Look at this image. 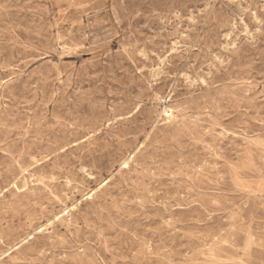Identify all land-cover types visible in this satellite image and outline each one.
<instances>
[{
	"label": "rangeland",
	"instance_id": "rangeland-1",
	"mask_svg": "<svg viewBox=\"0 0 264 264\" xmlns=\"http://www.w3.org/2000/svg\"><path fill=\"white\" fill-rule=\"evenodd\" d=\"M81 1L0 0V264H264V0Z\"/></svg>",
	"mask_w": 264,
	"mask_h": 264
},
{
	"label": "bare ground",
	"instance_id": "bare-ground-1",
	"mask_svg": "<svg viewBox=\"0 0 264 264\" xmlns=\"http://www.w3.org/2000/svg\"><path fill=\"white\" fill-rule=\"evenodd\" d=\"M72 1V0H71ZM76 1V0H75ZM78 1V0H77ZM85 0H83V2H84ZM227 1V0H226ZM251 1V0H250ZM253 1V0H252ZM66 2H68V1H66ZM79 2H80V0H79ZM82 2V1H81ZM82 2V3H83ZM208 2V1H207ZM244 2V1H243ZM49 3V2H48ZM61 3V2H60ZM70 3V2H69ZM219 3V2H218ZM251 3V2H250ZM263 3V2H262ZM78 4V3H77ZM81 4V3H80ZM113 4V3H112ZM223 4V3H222ZM230 4V3H229ZM257 4V3H256ZM116 5H118V4H116ZM212 5V4H211ZM246 5V4H245ZM251 5V4H250ZM254 5V4H253ZM263 5H264V3H263ZM262 5V6H263ZM50 6V5H49ZM57 6V5H56ZM68 6H70L69 4H68ZM72 6V5H71ZM237 6H239V5H237ZM252 6V5H251ZM51 7V6H50ZM205 7V6H204ZM224 7V6H223ZM235 7V6H234ZM61 8V7H60ZM68 8V7H67ZM206 8V7H205ZM213 8V7H212ZM238 8V7H237ZM240 8V7H239ZM239 8H238V10H239ZM114 9V8H113ZM116 9V8H115ZM252 9V8H251ZM101 10V9H100ZM167 10V9H166ZM261 10V9H260ZM76 11H78V10H76ZM114 11V10H113ZM205 11V10H204ZM213 11V10H212ZM211 11V12H212ZM251 11V10H250ZM253 11V10H252ZM116 12H118L117 10H116ZM168 12V11H167ZM220 12V11H219ZM223 12V11H222ZM226 12V11H225ZM242 12H244V11H242ZM254 12V11H253ZM252 12V13H253ZM227 13V12H226ZM164 14V13H163ZM212 14V13H211ZM233 14V13H232ZM239 14V13H238ZM254 14V13H253ZM258 14V13H257ZM72 15V14H71ZM165 15V14H164ZM168 15V14H167ZM226 15V14H225ZM260 15V14H259ZM70 16V15H69ZM211 16V15H210ZM102 17V16H101ZM243 17V16H242ZM251 17V16H250ZM256 17H258V15L256 16ZM263 17H264V15H263ZM66 18V17H65ZM231 18V17H230ZM237 18V17H236ZM246 18H247V16H246ZM112 19V18H111ZM117 19V18H116ZM232 19V18H231ZM231 19H230V21H231ZM239 19V18H238ZM115 20V19H114ZM204 20H205V18H204ZM221 20V19H220ZM233 20V19H232ZM242 20V19H241ZM251 20L253 21V19L251 18ZM255 20V19H254ZM261 20V19H260ZM263 20V19H262ZM107 21H108V19H107ZM113 21V20H112ZM207 21H208V19H207ZM228 21V20H227ZM234 21V20H233ZM204 22V21H203ZM206 22V21H205ZM210 22V21H209ZM208 22V23H209ZM223 22H224V20H223ZM232 22V21H231ZM257 22V21H256ZM259 22V21H258ZM261 22V21H260ZM207 23V22H206ZM228 23V22H227ZM224 24V23H223ZM229 24V23H228ZM233 24V23H232ZM256 24V23H255ZM225 25V24H224ZM227 25V24H226ZM233 26V25H232ZM205 27H207V26H205ZM221 27V26H220ZM224 27V26H223ZM261 30V29H260ZM199 32V31H198ZM262 32V31H261ZM62 33V32H61ZM55 35H56V33H54ZM201 35H203V33H201ZM16 36V35H15ZM56 37V36H55ZM17 38V37H16ZM55 39V38H54ZM195 39V38H194ZM205 39V38H204ZM59 40V39H58ZM173 40V39H172ZM193 41V40H192ZM205 41H206V39H205ZM196 42H197V40H196ZM203 43V42H202ZM209 43H210V41H209ZM174 44V43H173ZM198 44V43H197ZM221 44V43H220ZM176 45V44H175ZM175 45H173V46H175ZM209 45V44H208ZM61 46V45H60ZM172 46V47H173ZM196 46V45H195ZM221 46V45H220ZM176 47V46H175ZM62 48H64V47H62ZM204 48H205V45H204ZM174 49V48H173ZM176 49V48H175ZM211 49V48H210ZM241 49V48H240ZM239 49V50H240ZM209 50V49H208ZM243 50V49H242ZM200 52H201V50H199ZM210 51V50H209ZM245 51V50H244ZM240 52V51H239ZM70 53V52H69ZM242 53V52H241ZM239 56H241V55H239ZM245 59V58H244ZM238 60V59H237ZM241 60V59H240ZM49 62V61H48ZM239 63V62H238ZM236 64V63H235ZM241 64V63H240ZM239 64V65H240ZM56 71V70H55ZM58 73V72H57ZM59 74V73H58ZM226 75H228L227 73H226ZM225 75V76H226ZM230 75H231V73H230ZM245 76V75H244ZM199 77H201V76H199ZM227 78H228V76H226ZM236 77V76H235ZM238 77V76H237ZM241 77V76H240ZM247 77V76H246ZM188 78V77H187ZM233 79V78H232ZM238 79V78H237ZM204 80V79H203ZM228 80V79H227ZM231 80V79H230ZM246 80V79H245ZM149 81V80H148ZM201 81V80H200ZM57 82V81H56ZM232 82H234V81H232ZM231 82V83H232ZM239 83H240V81H238ZM237 82V83H238ZM153 83V82H152ZM194 83V82H193ZM230 84V83H229ZM233 84H235V83H233ZM144 85V84H143ZM244 85V84H243ZM143 87V86H142ZM219 88H221L220 86H219ZM224 88H225V86H224ZM227 88V87H226ZM146 89V88H145ZM148 90V89H147ZM162 90V89H161ZM227 90V89H226ZM149 91V90H148ZM208 91V90H207ZM212 91H214V90H212ZM224 91V90H223ZM231 91V90H230ZM238 91V90H237ZM144 92V91H143ZM216 92V91H215ZM163 93V92H162ZM207 93V92H206ZM168 94H169V92H168ZM168 94H167V96H168ZM209 94V93H208ZM203 95V94H202ZM206 95V94H205ZM170 96V95H169ZM187 96V95H186ZM198 96H199V94H198ZM166 97V96H165ZM194 97H196L195 95H194ZM36 98V97H35ZM154 99H155V97H153ZM197 98V97H196ZM204 98V97H203ZM166 99V98H165ZM157 100V99H156ZM180 100V99H179ZM192 100H194V99H192ZM199 100V99H198ZM183 101H184V99H183ZM197 101V100H196ZM143 102V101H142ZM149 102V101H148ZM156 102V101H155ZM160 102H162V101H159V103ZM177 102H178V100H177ZM201 102V101H200ZM170 103V102H169ZM180 103V102H179ZM197 103V102H196ZM210 103V102H209ZM139 104H140V102H139ZM166 104V103H165ZM182 104V103H181ZM38 105V104H37ZM137 105V104H136ZM159 105V104H158ZM196 105V104H195ZM194 105V106H195ZM199 105V104H198ZM203 105V104H202ZM155 106V105H154ZM167 106V105H166ZM28 107V106H27ZM175 107V106H174ZM189 107V106H188ZM203 107H205V105L203 106ZM99 108V107H98ZM159 108V107H158ZM184 108V107H183ZM214 108H216V107H214ZM167 109V108H166ZM185 109H188V108H185ZM208 109H210L209 107H208ZM41 110V109H40ZM101 110V109H100ZM140 110V109H139ZM150 110V109H149ZM193 111H194V109H192ZM92 111H94V110H92ZM155 111V110H154ZM160 111V110H159ZM164 111V113L166 114V115H168V116H170L171 115V110L169 109V110H163ZM162 111V112H163ZM206 111V110H205ZM212 111V110H211ZM35 112V111H34ZM142 112L143 111H141V114H142ZM145 112V111H144ZM173 112V111H172ZM182 112V111H181ZM207 112V111H206ZM218 112V111H217ZM27 113H29V112H27ZM148 113V112H147ZM153 113V112H152ZM190 113V112H189ZM204 113V112H203ZM146 114V113H145ZM145 114H144V116H145ZM97 115V114H96ZM134 115V114H133ZM137 115V114H136ZM135 115V116H136ZM186 115V114H185ZM215 115V114H214ZM6 116V115H5ZM13 116V115H12ZM180 116V115H179ZM97 117H99V116H97ZM152 117V116H151ZM192 117V116H191ZM19 118V117H18ZM85 118H87V117H85ZM132 118V117H131ZM163 118V117H162ZM174 118H176V117H174ZM206 118V117H205ZM20 119V118H19ZM26 119V118H25ZM129 119V118H128ZM165 119V118H164ZM180 119V118H179ZM195 119H197L198 120V118L196 117ZM210 119V118H209ZM212 119V118H211ZM5 120V119H4ZM24 120V119H23ZM125 120V119H124ZM132 120V119H131ZM151 120V119H150ZM169 120H170V118H169ZM175 120V119H174ZM199 120H201V118L199 119ZM19 121V120H18ZM22 121V120H21ZM28 121V120H27ZM55 121V120H54ZM88 121H90V119L88 120ZM113 121V120H112ZM121 121V120H120ZM153 121V120H152ZM178 121H180V120H178ZM188 121V120H187ZM192 121V120H191ZM96 122V121H95ZM95 122H93V123H95ZM129 122V121H128ZM174 123H175V121H173ZM195 122V121H194ZM214 122V121H213ZM220 122V121H219ZM19 123V122H18ZM37 123V122H36ZM62 123L64 124V122L62 121ZM83 123V122H82ZM92 123V122H91ZM107 123V122H106ZM149 123V122H148ZM159 123V122H158ZM192 123V122H191ZM41 124V123H40ZM131 124V123H130ZM170 124V123H169ZM168 124V125H169ZM182 124V123H181ZM196 124V123H195ZM202 124V123H201ZM73 125V124H72ZM91 126H92V124H90ZM125 125V124H124ZM142 125H144V124H142ZM177 125V124H176ZM184 125H186V123H184ZM197 125V124H196ZM198 125H199V123H198ZM94 126V125H93ZM112 126V125H111ZM146 126V125H145ZM170 126V125H169ZM181 126H183V125H181ZM192 126V125H191ZM194 126V125H193ZM13 127V126H12ZM105 127H107V126H105ZM166 127V126H165ZM197 127V126H196ZM209 127V126H208ZM31 128H33L34 129V127H31ZM36 128V127H35ZM39 128V127H38ZM156 128V127H155ZM163 128V127H162ZM193 128V127H192ZM44 129V128H43ZM74 129V128H73ZM122 129V128H121ZM125 129H127V128H125ZM142 129V128H141ZM188 129V128H187ZM9 130V129H8ZM136 130V129H135ZM163 130V129H162ZM202 130V129H201ZM66 131V130H65ZM168 131V130H167ZM166 131V132H167ZM197 131V130H196ZM199 131V130H198ZM203 131V130H202ZM18 132H19V130H18ZM46 132V131H45ZM69 132V131H68ZM83 132V131H82ZM87 132V131H86ZM85 132V133H86ZM90 132V131H89ZM93 132V131H92ZM127 132H129V131H127ZM135 132V131H134ZM157 132V131H156ZM163 132V131H162ZM172 132V131H171ZM7 133V132H6ZM94 133V132H93ZM196 133V132H195ZM9 134V133H8ZM10 134H11V132H10ZM82 134H84V133H82ZM99 134V133H98ZM115 134V133H114ZM120 134V133H119ZM140 134V133H139ZM177 134V133H176ZM193 134V133H192ZM1 135V134H0ZM104 135V134H103ZM117 135V134H116ZM151 135V134H150ZM178 135V134H177ZM196 135V134H195ZM41 135H39V137H40ZM56 136V135H55ZM88 136V135H87ZM104 136H106V135H104ZM137 136H139V135H137ZM155 136V135H154ZM179 136V135H178ZM177 136V137H178ZM181 136V135H180ZM189 136V135H188ZM204 136V135H203ZM65 137V136H64ZM70 137V136H69ZM77 137V136H76ZM89 137V136H88ZM149 137V136H148ZM162 137V136H161ZM163 137H165V136H163ZM172 137H174V136H172ZM184 137V136H183ZM4 138V137H3ZM17 138V137H16ZM44 138V137H43ZM123 138V137H122ZM143 138V137H142ZM1 139V138H0ZM40 139V138H39ZM129 139V138H128ZM158 139V138H157ZM166 139V138H165ZM181 139V138H180ZM20 140V139H19ZM72 140V139H71ZM75 140V139H74ZM110 140V139H109ZM159 140V139H158ZM173 140H175V139H173ZM177 140H179V139H177ZM176 140V141H177ZM192 140V139H191ZM244 140V139H243ZM12 141V140H11ZM35 141V140H34ZM34 141H33V143H34ZM55 141V140H54ZM107 141V140H106ZM160 141V140H159ZM180 141V140H179ZM60 142V141H59ZM90 142V141H89ZM132 142V141H131ZM135 142V141H134ZM164 142H165V140H164ZM181 142V141H180ZM254 142V141H253ZM42 143V142H41ZM40 143V144H41ZM62 143V142H61ZM156 143V142H155ZM174 143H175V141H174ZM193 143V142H192ZM259 143V142H258ZM17 144V143H16ZM39 144V143H38ZM81 144V143H80ZM94 144V143H93ZM104 144V143H103ZM131 144V143H130ZM154 144V143H153ZM160 144H162V143H160ZM249 143H247V145H248ZM261 144V143H260ZM45 145V144H44ZM49 145V144H48ZM83 145V144H82ZM98 145V144H97ZM217 145V144H216ZM259 145V144H258ZM4 146V145H3ZM7 146V145H6ZM15 146V145H14ZM39 146V145H38ZM99 146H101V145H99ZM104 146V145H103ZM119 146V145H118ZM117 146V147H118ZM133 146H134V144H133ZM157 146V145H156ZM175 146V145H174ZM248 146H250V145H248ZM257 146V145H256ZM8 147H9V145H8ZM11 147H13V146H11ZM17 147V146H16ZM40 147V146H39ZM75 147V146H74ZM127 147V146H126ZM125 147V148H126ZM132 147V146H131ZM188 147V146H187ZM247 147V146H246ZM245 147V148H246ZM251 147V146H250ZM253 147H255V146H253ZM26 148V147H25ZM53 148V147H52ZM183 148V147H182ZM262 148V147H261ZM17 149V148H16ZM19 149V148H18ZM37 149V148H36ZM41 149V148H40ZM53 149H55V147L53 148ZM121 149V148H120ZM174 149V148H173ZM176 149H178V148H176ZM184 149V148H183ZM28 150V149H27ZM26 150V151H27ZM32 150V149H31ZM98 150V149H97ZM103 150V149H102ZM151 150H152V147H151ZM252 150H254V149H252ZM257 150V149H256ZM46 151V150H45ZM49 151V150H48ZM54 151V150H53ZM56 151V150H55ZM106 151V150H105ZM124 151H125V149H124ZM141 151V150H140ZM157 151V150H156ZM156 151H154V152H156ZM163 151V150H162ZM162 151H160V152H162ZM171 151V150H170ZM189 151V150H188ZM215 151V150H214ZM213 151V152H214ZM50 152V151H49ZM52 152V151H51ZM111 152V151H110ZM132 152V151H131ZM130 152V153H131ZM159 152V153H160ZM166 152V151H165ZM172 152H173V150H172ZM218 152V151H217ZM261 151H259V153H260ZM33 153H34V151H33ZM38 153V152H37ZM71 153V152H70ZM126 153V152H125ZM129 153V154H130ZM158 153V154H159ZM169 153V152H168ZM174 153V152H173ZM172 153V154H173ZM177 153V152H176ZM191 153V152H190ZM247 153V152H246ZM72 154V153H71ZM75 154V153H74ZM82 154V153H81ZM139 154V153H138ZM155 154V153H154ZM222 154V153H221ZM36 155V154H35ZM48 155V154H47ZM46 155V156H47ZM77 155V154H76ZM83 155H84V153H83ZM94 155V154H93ZM109 155V154H108ZM113 155H115V154H113ZM127 155V154H126ZM144 155H146V154H144ZM162 155V154H161ZM168 155V154H167ZM169 155H171L170 153H169ZM168 155V156H169ZM194 155V154H193ZM196 155V154H195ZM211 155H214V154H211ZM238 155V154H237ZM21 156V155H20ZM98 156H99V154H98ZM149 156V155H148ZM153 156V155H152ZM151 156V157H152ZM242 156V155H241ZM261 156V155H260ZM7 157V156H6ZM52 157V156H51ZM84 157V156H83ZM103 157V156H102ZM133 157H135V156H133ZM146 157V156H145ZM150 157V158H151ZM192 156L190 155V158H191ZM198 157H199V155H198ZM240 157V156H239ZM256 157V156H255ZM254 157V158H255ZM22 158V157H21ZM96 158H97V156H96ZM104 158V157H103ZM107 158V157H106ZM123 158V157H122ZM158 158V157H157ZM164 158V157H163ZM167 158H169V157H167ZM215 158V157H214ZM82 159V158H81ZM100 159H101V157H100ZM120 159V158H119ZM153 159V158H152ZM177 159H179V158H177ZM176 159V160H177ZM185 159V158H184ZM189 159V158H188ZM217 159V158H216ZM41 160V159H40ZM55 160V159H54ZM110 160V159H109ZM153 160H155V159H153ZM159 160V159H158ZM166 160V159H165ZM172 160V159H171ZM182 160V159H181ZM186 160V159H185ZM193 160V159H192ZM191 160V161H192ZM202 160H203V158H202ZM218 160V159H217ZM220 160V159H219ZM256 160H259V159H256ZM255 160V161H256ZM8 161V160H7ZM23 161V160H22ZM42 161V160H41ZM40 161V162H41ZM86 161V160H85ZM112 161V160H111ZM119 161H121V160H119ZM134 161V160H133ZM155 161H157V160H155ZM200 161V160H199ZM239 161V160H238ZM13 162V161H12ZM37 162V161H36ZM83 162V161H82ZM105 162V161H104ZM110 162V161H109ZM158 162V161H157ZM160 162V161H159ZM178 162H180V161H178ZM177 162V163H178ZM195 162V161H194ZM214 162H216L217 163V161H214ZM223 162V161H222ZM245 162V161H244ZM249 162V161H248ZM5 163V162H4ZM10 163V162H9ZM74 163V162H73ZM81 163V162H80ZM84 163V162H83ZM89 163V162H88ZM149 163V162H148ZM172 163V162H171ZM12 164V163H11ZM30 164V163H29ZM35 164V163H34ZM77 164V163H76ZM93 164V163H92ZM116 164V163H115ZM150 164V163H149ZM210 164V163H209ZM232 164V163H231ZM239 164V163H238ZM9 165V164H8ZM65 165H66V163H65ZM89 165V164H88ZM96 165V164H95ZM144 165V164H143ZM192 165V164H191ZM211 165H212V163H211ZM226 165V164H225ZM236 165V164H235ZM253 165V164H252ZM52 166V165H51ZM58 166V165H57ZM97 166V165H96ZM109 166H110V164H109ZM111 166H113V165H111ZM123 166V165H122ZM150 166H151V164H150ZM206 166V165H205ZM214 166V165H213ZM233 166V165H232ZM242 166V165H241ZM254 166V165H253ZM18 167V166H17ZM76 167H78V166H76ZM103 167V166H102ZM139 167V166H138ZM173 167H174V165H173ZM190 167V166H189ZM240 167V166H239ZM251 167V166H250ZM261 167V166H260ZM263 167V166H262ZM37 168V167H36ZM48 168V167H47ZM87 168V167H86ZM104 168V167H103ZM106 168V167H105ZM157 168V167H156ZM209 168V167H208ZM208 168H207V170H208ZM215 168V167H214ZM241 168V167H240ZM243 168V167H242ZM264 168V167H263ZM262 168V169H263ZM18 169V168H17ZM38 169V168H37ZM81 169V168H80ZM91 169V168H90ZM98 169H100V168H98ZM109 169H111V168H109ZM108 169V170H109ZM115 169V168H114ZM181 169H182V167H181ZM222 169V168H221ZM261 169V168H260ZM43 170V169H42ZM94 170V169H93ZM125 170V169H124ZM195 170V169H194ZM14 171V170H13ZM13 171H12V173H13ZM16 171V170H15ZM72 171V170H71ZM110 171V170H109ZM113 171V170H112ZM128 171V170H127ZM127 171H125V172H127ZM227 171V170H226ZM232 171V170H231ZM243 171V170H242ZM248 171V170H247ZM259 171H262V170H259ZM258 171V172H259ZM17 172V171H16ZM25 172V171H24ZM73 172V171H72ZM83 172V171H82ZM93 172V171H92ZM228 172V171H227ZM255 172H257V170L255 171ZM264 172V171H263ZM20 173V172H19ZM39 173H41V172H39ZM47 173V172H46ZM58 173V172H57ZM91 173V172H90ZM89 173V174H90ZM152 173V172H151ZM180 173V172H179ZM17 174V173H16ZM21 174V173H20ZM82 174V173H81ZM165 174V173H164ZM169 174V173H168ZM217 174V173H216ZM256 174V173H255ZM260 174V173H259ZM23 175V174H22ZM53 175V174H52ZM73 175V174H72ZM93 175V174H92ZM119 175V174H118ZM229 175V174H228ZM241 176H243L242 174H240ZM247 175V174H246ZM254 175V174H253ZM28 176V175H27ZM83 176V175H82ZM153 176V175H152ZM183 176V175H182ZM32 177V176H31ZM98 177V176H97ZM116 177V176H115ZM179 177V176H178ZM177 177V178H178ZM180 177H181V175H180ZM184 177V176H183ZM186 177V176H185ZM192 177V176H191ZM218 177H220V176H218ZM222 177V176H221ZM224 177V176H223ZM230 177V176H229ZM248 177H250V176H248ZM247 177V178H248ZM253 177V176H252ZM255 177V176H254ZM51 178V177H50ZM82 178V177H81ZM133 178V177H132ZM155 178V177H154ZM176 178V179H177ZM187 178V177H186ZM72 179V178H71ZM75 179V178H74ZM80 179V178H79ZM101 179V178H100ZM134 179V178H133ZM172 179V178H171ZM174 179V178H173ZM230 179V178H229ZM194 180V179H193ZM226 180V179H225ZM43 181V180H42ZM49 181V180H48ZM51 181V180H50ZM52 181H53V179H52ZM94 181V180H93ZM100 181V180H99ZM158 181V180H157ZM177 181H179V179H177ZM182 181V180H181ZM189 181V180H188ZM187 181V182H188ZM216 181H218V180H216ZM19 182V181H18ZM24 182V181H23ZM72 182H74V181H72ZM95 182V181H94ZM159 182V181H158ZM172 182H173V180H172ZM223 182H225V181H223ZM25 183H26V180H25ZM43 183L44 184H46L44 181H43ZM49 183V182H48ZM51 183V182H50ZM69 183V182H68ZM82 183V182H81ZM80 183V184H81ZM111 183V182H110ZM109 183V184H110ZM139 183V182H138ZM147 183H149V182H147ZM214 183V182H213ZM261 183H263L262 181H261ZM24 184V183H23ZM37 184H39V183H37ZM64 184V183H63ZM74 184V183H73ZM112 184V183H111ZM168 184V183H167ZM179 184V183H178ZM211 184V183H210ZM209 184V185H210ZM14 185V184H13ZM26 185V184H25ZM41 185V184H40ZM72 185V184H71ZM113 185V184H112ZM132 185V184H131ZM182 185V184H181ZM212 185V184H211ZM218 185V184H217ZM228 185V184H227ZM21 186V185H20ZM38 186V185H37ZM42 186V185H41ZM60 186V185H59ZM73 186V185H72ZM103 186V185H102ZM101 186V188H103ZM123 186H124V184H123ZM198 186V185H197ZM200 186V185H199ZM219 186V185H218ZM224 186V188L226 187L225 185H223ZM69 187V186H68ZM67 187V188H68ZM76 187V186H75ZM155 187V186H154ZM201 187V186H200ZM257 187V186H256ZM65 188H66V186H65ZM78 188V187H77ZM84 188H86V187H84ZM83 188V189H84ZM183 188V187H182ZM227 188V187H226ZM232 188V187H231ZM238 188V187H237ZM240 188V187H239ZM137 189V188H136ZM177 189V188H176ZM186 189V188H185ZM243 189H244V187H243ZM246 189V188H245ZM15 190V189H14ZM19 190V189H18ZM59 190V189H58ZM208 190V189H207ZM213 190H214V188H213ZM222 190V189H221ZM225 190V189H224ZM9 191V190H8ZM29 191V190H28ZM45 191V190H44ZM47 191V190H46ZM78 191V190H77ZM110 191V190H109ZM142 191V190H141ZM143 191H144V189H143ZM186 191V190H185ZM237 191V190H236ZM247 191V190H246ZM48 192V191H47ZM66 192H67V190H66ZM89 192V191H88ZM92 192V191H91ZM145 192V191H144ZM242 192V191H241ZM248 192H249V190H248ZM253 192V191H252ZM17 193V192H16ZM49 193V192H48ZM135 193V192H134ZM146 193V192H145ZM167 193V192H166ZM197 193V192H196ZM211 193H213V192H211ZM74 194H75V192H74ZM91 194V193H90ZM114 194V193H113ZM147 194V193H146ZM188 194V193H187ZM199 194V193H198ZM201 194V193H200ZM218 194V193H217ZM252 194V193H251ZM66 195V194H65ZM70 195V194H69ZM112 195V194H111ZM188 195H190V194H188ZM214 195V194H213ZM219 195H221V193L219 194ZM223 195V194H222ZM231 195V194H230ZM260 195V194H259ZM48 196V195H47ZM102 196V195H101ZM108 196V195H107ZM226 196V195H225ZM245 196V195H244ZM29 197H30V195H29ZM39 197V196H38ZM147 197V196H146ZM195 197V196H194ZM250 197V196H249ZM252 197V196H251ZM258 197V196H257ZM51 198H52V196H51ZM168 198V197H167ZM177 198V197H176ZM256 198V197H255ZM38 199V198H37ZM95 199V198H94ZM183 199H185V198H183ZM225 199V198H224ZM250 199V198H249ZM36 200V199H35ZM85 200V199H84ZM92 200V199H91ZM149 200V199H148ZM16 201V200H15ZM156 201V200H155ZM253 201V200H252ZM251 201V202H252ZM256 201V200H255ZM4 202H6V201H4ZM21 202V201H20ZM59 202V201H58ZM98 202V201H97ZM125 202V201H124ZM138 202V201H137ZM152 202V201H151ZM223 202V201H222ZM225 202V201H224ZM262 202V201H261ZM264 202V201H263ZM47 203V202H46ZM166 203V202H165ZM189 203V202H188ZM196 203H197V201H196ZM215 203V202H214ZM256 203V202H255ZM48 204H51V203H48ZM91 204V203H90ZM106 204V203H105ZM146 204V203H145ZM187 204V203H186ZM185 204V205H186ZM202 204V203H201ZM52 205H53V203H52ZM55 205V204H54ZM84 205V204H83ZM126 205V204H125ZM139 205H141V204H139ZM167 205V204H166ZM192 205V204H191ZM203 205V204H202ZM229 205V204H228ZM257 205H259V204H257ZM64 206V205H63ZM66 206V205H65ZM143 206V205H142ZM150 205H148V207H149ZM156 206V205H155ZM176 206V205H175ZM190 206V205H189ZM193 206V205H192ZM198 206V205H197ZM218 206V205H217ZM225 206V205H224ZM226 206H227V204H226ZM13 207V206H12ZM15 207H17V206H15ZM195 207V206H194ZM210 207V206H209ZM261 207V206H260ZM158 208H160L159 206H158ZM167 208V207H166ZM213 208V207H212ZM221 208H222V205H221ZM254 208H257V207H254ZM253 208V209H254ZM71 209V208H70ZM141 209V208H140ZM143 209V208H142ZM141 209V210H142ZM170 209V208H169ZM168 209V210H169ZM206 209V208H205ZM66 210V209H65ZM160 210H161V208H160ZM163 210H164V208H163ZM174 210V209H173ZM178 210V209H177ZM180 210H181V208H180ZM225 210V209H224ZM24 211V210H23ZM151 211V210H150ZM199 211V210H198ZM208 211V210H207ZM214 211V210H213ZM257 211V210H256ZM8 212V211H7ZM12 212V211H11ZM86 212V211H85ZM149 212V211H148ZM160 212V211H159ZM175 212V211H174ZM189 212H190V210H189ZM3 213V212H2ZM9 213V212H8ZM161 213V212H160ZM178 213V212H177ZM185 213V212H184ZM226 213V212H225ZM10 214V213H9ZM16 214V213H15ZM99 214V213H98ZM105 214V213H104ZM182 214V213H181ZM223 214V213H222ZM251 214V213H250ZM75 215V214H74ZM96 215V214H95ZM164 215V214H163ZM172 215V214H171ZM176 215V214H175ZM194 215V214H193ZM206 215V214H205ZM40 216V215H39ZM70 215L68 214V217H69ZM105 216H106V214H105ZM166 216V215H165ZM195 216H196V214H195ZM217 216H219V215H217ZM224 216V215H223ZM49 217V216H48ZM95 217V216H94ZM161 217V216H160ZM191 217V216H190ZM204 217V216H203ZM210 217V216H209ZM212 217V216H211ZM236 217V216H235ZM249 217V216H248ZM128 218V217H127ZM159 218V217H158ZM184 218V217H183ZM199 218V217H198ZM219 218V217H218ZM222 218V217H221ZM145 219V218H144ZM238 219V218H237ZM250 219V218H249ZM24 220V219H23ZM69 220V219H68ZM96 220V219H95ZM132 220V219H131ZM210 220H212V219H210ZM218 220V219H217ZM220 220V219H219ZM240 220V219H239ZM245 220V219H244ZM128 221V220H127ZM137 221V220H136ZM160 221V220H159ZM190 221H192V220H190ZM205 221V220H204ZM57 222V221H56ZM80 222H81V220H80ZM195 222V221H194ZM194 222H192V223H194ZM243 222V221H242ZM28 223V222H27ZM82 223H84V222H82ZM81 223V224H82ZM96 223V222H95ZM122 223V222H121ZM162 223V222H161ZM200 223H201V221H200ZM202 223H204V222H202ZM215 223V222H214ZM250 223V222H249ZM248 223V224H249ZM62 224V223H61ZM140 224V223H139ZM51 225V224H50ZM181 225V224H180ZM192 225H194V224H192ZM197 225V224H196ZM49 226V225H48ZM83 226V225H82ZM191 226V225H190ZM217 226V225H216ZM215 226V227H216ZM223 226V225H222ZM225 226V225H224ZM29 227V226H28ZM106 227V226H105ZM174 227V226H173ZM182 227H183V225H182ZM240 227H243V225L241 226L240 225ZM74 228H75V226H74ZM84 228H86V227H84ZM167 228V227H166ZM181 228V227H180ZM179 228V229H180ZM214 228V227H213ZM252 228V227H251ZM46 229V228H45ZM69 229V228H68ZM78 229H79V227H78ZM139 230H140V228H138ZM169 229H171V228H169ZM173 229V228H172ZM239 229V228H238ZM253 229V228H252ZM31 230V229H30ZM60 230V229H59ZM97 230H98V228H97ZM133 230V229H132ZM176 230V229H175ZM184 230V229H183ZM199 230V229H198ZM243 230V229H242ZM246 230H247V228H246ZM124 231V230H123ZM128 231H130V230H128ZM7 232H8V230H7ZM6 232V233H7ZM44 232V231H43ZM42 232V233H43ZM83 232V231H82ZM120 232V231H119ZM126 232V231H125ZM134 232V231H133ZM178 232V231H177ZM241 232V231H240ZM250 232V231H249ZM123 233V232H122ZM130 233V232H129ZM155 233V232H154ZM198 233V232H197ZM207 233V232H206ZM215 233V232H214ZM247 232H245V234H246ZM8 234V233H7ZM24 234V233H23ZM139 234V233H138ZM179 234V233H178ZM258 234V233H257ZM42 235V234H41ZM48 235V234H47ZM130 235V234H129ZM137 235V234H136ZM158 235V234H157ZM182 235V234H181ZM185 235V234H184ZM183 235V236H184ZM188 235V234H187ZM222 235V234H221ZM256 235V234H255ZM32 236V235H31ZM82 236V235H81ZM92 236V235H91ZM126 236V235H125ZM131 236V235H130ZM146 236V235H145ZM151 236H153V235H151ZM207 236V235H206ZM248 236H251V235H248ZM41 237V236H40ZM80 237V236H79ZM137 237V236H136ZM186 236H184V238H185ZM195 237V236H194ZM238 237H239V235H238ZM243 237V236H242ZM241 237V238H242ZM45 238V237H44ZM71 238V237H70ZM74 238V237H73ZM82 238V237H81ZM93 238H95V237H93ZM188 238H190V237H188ZM200 238V237H199ZM264 238V237H263ZM80 239V238H79ZM162 239V238H161ZM186 239V238H185ZM243 239V238H242ZM245 239V238H244ZM260 239V238H259ZM30 239H28L27 241H29ZM47 240V239H46ZM49 240V239H48ZM47 240V241H48ZM96 240H97V238H96ZM103 240V239H102ZM137 240V239H136ZM144 240V239H143ZM250 240V239H249ZM46 241V242H47ZM80 241V240H79ZM98 241V240H97ZM184 241V240H183ZM188 241V240H187ZM195 241V240H194ZM232 241V240H231ZM239 241V240H238ZM251 241V240H250ZM20 242V241H19ZM45 242V241H44ZM45 242V243H46ZM69 242V241H68ZM74 242V241H73ZM103 242V241H102ZM114 242V241H113ZM119 242V241H118ZM149 242V241H148ZM157 242V241H156ZM159 242V241H158ZM189 242V241H188ZM244 242H245V240H244ZM21 243V242H20ZM65 243V242H64ZM82 243V242H81ZM100 243V242H99ZM197 243V242H196ZM235 243V242H234ZM251 243V242H250ZM44 244V243H43ZM202 244H204V243H202ZM249 244V243H248ZM260 243H258V245H259ZM264 244V243H263ZM24 245H26V244H24ZM47 245H48V243H47ZM47 245H45V246H47ZM57 245V244H56ZM65 245V244H64ZM71 245H72V243H71ZM95 245V244H94ZM93 245V246H94ZM97 245V244H96ZM117 245V244H116ZM179 245H181L180 243H179ZM233 245V244H232ZM238 245V244H237ZM247 245V244H246ZM245 245V246H246ZM52 246V245H51ZM51 246H49V247H51ZM59 246V245H58ZM73 246V245H72ZM77 246V245H76ZM144 246V245H143ZM200 246V245H199ZM222 246H224V245H222ZM60 247V246H59ZM118 247V246H117ZM155 247V246H154ZM226 247V246H225ZM244 247V246H243ZM247 247V246H246ZM48 248V247H47ZM64 248V247H63ZM211 248V247H210ZM227 248V247H226ZM251 248V247H250ZM257 248V247H256ZM49 249V248H48ZM79 249H81V248H79ZM83 249H84V247H83ZM182 249V248H181ZM56 250V249H55ZM77 250V249H76ZM97 250V249H96ZM180 250V249H179ZM184 250V249H183ZM229 250V249H228ZM245 250H246V248H245ZM253 250V249H252ZM18 251V250H17ZM50 251V250H49ZM148 251V250H147ZM230 251H231V249H230ZM250 251V250H249ZM259 251V250H258ZM260 251H263V250H260ZM5 252V251H4ZM16 252V251H15ZM77 252H78V250H77ZM85 252V251H84ZM256 252V251H255ZM21 253V252H20ZM82 253V252H81ZM87 253V252H86ZM95 253V252H94ZM114 254H116V253H114ZM160 254V253H159ZM238 254V253H237ZM263 254V253H262ZM43 255V254H42ZM51 255V254H50ZM49 255V256H50ZM72 256H74V255H72ZM76 256V255H75ZM116 256H117V254H116ZM222 256V255H221ZM38 257V256H37ZM41 257V256H40ZM99 258V257H98ZM257 257H255V259H256ZM28 259V258H27ZM40 259V258H39ZM156 259V258H155ZM160 259V258H159ZM177 259V258H176ZM245 259H247V258H245ZM58 260V259H57ZM60 260V259H59ZM101 260V259H100ZM180 260V259H179ZM182 260V259H181ZM184 260V259H183ZM203 260H204V258H203ZM48 261V260H47ZM62 261V260H61ZM249 261H251V260H249ZM49 262V261H48ZM69 262V261H68ZM234 262V261H233ZM232 262V263H233ZM236 262V261H235ZM31 263H32V261H31ZM34 263V262H33ZM50 263V262H49ZM56 263V262H55ZM128 263H129V261H128ZM159 263V262H158ZM165 263H167V262H165ZM242 263V262H241ZM29 264V263H28ZM37 264V263H36ZM190 264V263H189ZM192 264V263H191ZM199 264V263H198ZM239 264V263H238Z\"/></svg>",
	"mask_w": 264,
	"mask_h": 264
}]
</instances>
